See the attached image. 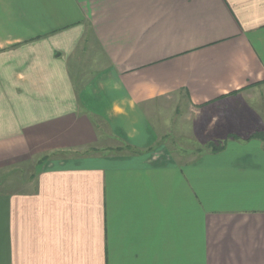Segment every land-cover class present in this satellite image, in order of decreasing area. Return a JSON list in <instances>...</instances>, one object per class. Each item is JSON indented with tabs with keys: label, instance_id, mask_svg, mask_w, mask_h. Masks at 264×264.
I'll list each match as a JSON object with an SVG mask.
<instances>
[{
	"label": "crops",
	"instance_id": "crops-1",
	"mask_svg": "<svg viewBox=\"0 0 264 264\" xmlns=\"http://www.w3.org/2000/svg\"><path fill=\"white\" fill-rule=\"evenodd\" d=\"M29 165L0 264H264V0H0V174Z\"/></svg>",
	"mask_w": 264,
	"mask_h": 264
},
{
	"label": "rangeland",
	"instance_id": "rangeland-1",
	"mask_svg": "<svg viewBox=\"0 0 264 264\" xmlns=\"http://www.w3.org/2000/svg\"><path fill=\"white\" fill-rule=\"evenodd\" d=\"M91 55L94 57V59L92 60L91 58H89L87 60L86 66L87 67L88 66L89 67H92L93 66V68H95L96 63H98L99 61L102 60V55L97 50H94V52H92ZM97 60H98V62H97ZM258 106H260V105H258ZM195 118H196V116H195ZM180 120L181 119H179V121ZM208 123L209 122H201V129L200 130H197L198 134H197V136L195 138H196V141H197L196 143L199 146H203L204 145L203 143H205V145H206V142H208V140H209L208 138H210V136H208V138H206L204 136L205 133L203 132L204 129L208 126ZM224 131L226 133V130H224ZM221 135H224V134L221 133ZM220 137L223 138V136H220ZM174 140L176 141L175 143H174ZM165 141L168 142L167 145H168V147H170V149H172L174 151H177L178 150V148H179V144L178 143L179 142L177 141L176 133H175V137H172L170 139L166 138ZM201 144H203V145H201ZM22 171H23L22 174H20V173H13V174L9 175V174H5V173H1L0 174V183L1 182H4L5 179H11V178L12 179H18L17 181H24L25 183H28V181H30V179H32L34 169H33V167H31V165H29L28 168H25Z\"/></svg>",
	"mask_w": 264,
	"mask_h": 264
},
{
	"label": "trees",
	"instance_id": "trees-1",
	"mask_svg": "<svg viewBox=\"0 0 264 264\" xmlns=\"http://www.w3.org/2000/svg\"><path fill=\"white\" fill-rule=\"evenodd\" d=\"M211 147L213 148V150L214 151H216V150H220V149H222L223 148V146L222 145H217V144H211ZM126 148H128V149H131V147L130 146H128L127 145V147ZM120 149V148H119Z\"/></svg>",
	"mask_w": 264,
	"mask_h": 264
}]
</instances>
